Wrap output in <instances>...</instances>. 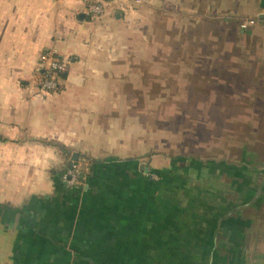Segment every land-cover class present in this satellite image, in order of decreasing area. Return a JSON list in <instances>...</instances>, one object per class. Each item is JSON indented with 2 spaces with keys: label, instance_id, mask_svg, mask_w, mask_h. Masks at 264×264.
Here are the masks:
<instances>
[{
  "label": "crops",
  "instance_id": "1",
  "mask_svg": "<svg viewBox=\"0 0 264 264\" xmlns=\"http://www.w3.org/2000/svg\"><path fill=\"white\" fill-rule=\"evenodd\" d=\"M175 5L105 0L90 17L81 0H0V264H264V168L253 183L247 168L144 160L133 38L146 13ZM46 51L66 61L57 91L36 81ZM78 160L70 187L62 174Z\"/></svg>",
  "mask_w": 264,
  "mask_h": 264
},
{
  "label": "rangeland",
  "instance_id": "2",
  "mask_svg": "<svg viewBox=\"0 0 264 264\" xmlns=\"http://www.w3.org/2000/svg\"><path fill=\"white\" fill-rule=\"evenodd\" d=\"M258 3L181 0L177 15H144V32L133 38L144 42V93L133 95L144 101L145 162L155 154L158 168H247L246 182L263 179L247 174L264 168Z\"/></svg>",
  "mask_w": 264,
  "mask_h": 264
},
{
  "label": "built area",
  "instance_id": "3",
  "mask_svg": "<svg viewBox=\"0 0 264 264\" xmlns=\"http://www.w3.org/2000/svg\"><path fill=\"white\" fill-rule=\"evenodd\" d=\"M84 3V11L90 17H99L104 12L105 0H81ZM141 0H137L139 3ZM253 22V21H252ZM66 70V61L54 55L51 51L43 52L40 56L39 70L36 81L45 92L57 91L61 87L60 74ZM85 176V168L80 160L70 163L62 174V180L70 187H78Z\"/></svg>",
  "mask_w": 264,
  "mask_h": 264
},
{
  "label": "trees",
  "instance_id": "4",
  "mask_svg": "<svg viewBox=\"0 0 264 264\" xmlns=\"http://www.w3.org/2000/svg\"><path fill=\"white\" fill-rule=\"evenodd\" d=\"M65 77V72H63L62 74H60V78L63 79Z\"/></svg>",
  "mask_w": 264,
  "mask_h": 264
},
{
  "label": "water",
  "instance_id": "5",
  "mask_svg": "<svg viewBox=\"0 0 264 264\" xmlns=\"http://www.w3.org/2000/svg\"><path fill=\"white\" fill-rule=\"evenodd\" d=\"M260 17H261V18H264V14H262Z\"/></svg>",
  "mask_w": 264,
  "mask_h": 264
},
{
  "label": "flooded vegetation",
  "instance_id": "6",
  "mask_svg": "<svg viewBox=\"0 0 264 264\" xmlns=\"http://www.w3.org/2000/svg\"><path fill=\"white\" fill-rule=\"evenodd\" d=\"M148 180H150V181H154V180H152V179H150V178H148Z\"/></svg>",
  "mask_w": 264,
  "mask_h": 264
}]
</instances>
